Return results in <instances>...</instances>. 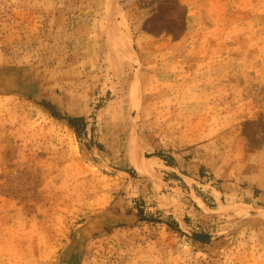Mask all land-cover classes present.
<instances>
[{
  "label": "rangeland",
  "instance_id": "1",
  "mask_svg": "<svg viewBox=\"0 0 264 264\" xmlns=\"http://www.w3.org/2000/svg\"><path fill=\"white\" fill-rule=\"evenodd\" d=\"M0 264H264V0H0Z\"/></svg>",
  "mask_w": 264,
  "mask_h": 264
},
{
  "label": "trees",
  "instance_id": "2",
  "mask_svg": "<svg viewBox=\"0 0 264 264\" xmlns=\"http://www.w3.org/2000/svg\"><path fill=\"white\" fill-rule=\"evenodd\" d=\"M77 120V118H69L68 121H69V124L73 125V122ZM200 237V236H199Z\"/></svg>",
  "mask_w": 264,
  "mask_h": 264
}]
</instances>
